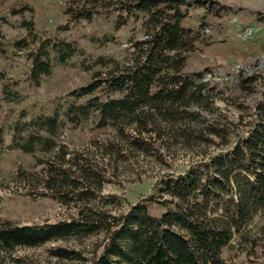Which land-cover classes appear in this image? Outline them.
I'll return each mask as SVG.
<instances>
[{
	"label": "trees",
	"instance_id": "trees-1",
	"mask_svg": "<svg viewBox=\"0 0 264 264\" xmlns=\"http://www.w3.org/2000/svg\"><path fill=\"white\" fill-rule=\"evenodd\" d=\"M207 5L203 0L66 4L64 14L73 26L113 12L114 28L137 21L142 37L126 39L123 62L98 57L95 63L103 70L68 92L51 114L12 126L7 148L32 155L40 166L34 173L17 174L25 182L34 177L36 197L50 199L66 213L40 224L0 221V255L89 239L88 250L56 246L49 254L77 264H228L223 251L233 245L247 255V264H264V80L248 108L225 96L206 71L184 70L198 34L182 20L189 7ZM33 41L28 79L35 85L56 65H67L82 53L55 35ZM13 45L28 49L25 40ZM256 81V76L240 75L237 86L252 93ZM19 83L1 89L4 103L14 100ZM83 121L108 129L110 137L81 150H68L56 140L65 124ZM178 151L196 158L175 172L171 160ZM143 159L165 170L157 175L155 195L120 210V197L103 193V187L122 167ZM154 203L162 208L158 214L149 210ZM256 218L260 225L253 233Z\"/></svg>",
	"mask_w": 264,
	"mask_h": 264
},
{
	"label": "rangeland",
	"instance_id": "rangeland-1",
	"mask_svg": "<svg viewBox=\"0 0 264 264\" xmlns=\"http://www.w3.org/2000/svg\"><path fill=\"white\" fill-rule=\"evenodd\" d=\"M72 1L83 0H0V91L15 81L20 82L12 102L4 103L0 99V221L40 224L62 219L66 213L65 208L50 199L36 197L34 177L29 176L30 180L25 182L17 174L18 170L34 173L40 166L32 155L7 148L12 126L40 114H51L58 104H64L68 92L87 83L93 72L103 70L95 63L98 57L123 62L127 54L126 39L142 37L137 21L128 19L126 24L114 28L113 12L73 26L64 14V7ZM203 1L207 2L206 7H189L182 20V26L198 34L184 70L206 71L207 78L218 80L217 86L225 96L236 98L250 108L259 97L260 82L264 80V0ZM58 26L67 29L58 31ZM246 28L252 29L248 38L242 34ZM52 35L73 42L82 53L73 56L67 65H56L49 76L35 85L28 79L31 60L27 53L36 47L34 38L38 41ZM18 40H25L28 49L18 50L13 45ZM240 75L257 77L252 93L238 88ZM228 112L234 110L230 107ZM40 134L47 135L44 131ZM110 134L108 129H98L91 121H83L76 126L65 124L56 140L68 150H81L92 142L108 139ZM195 158V153L178 151L170 158L171 170L180 172ZM164 171L151 160L143 159L138 165L122 167L113 183L103 187V193L119 196L120 210H126L150 194L155 195L157 175ZM149 210L158 214L162 208L154 203ZM259 225L260 220L254 219L250 225L253 233ZM90 244L89 239L66 240L36 248H17L10 256L0 255V264H77L51 257L49 249L60 246L88 250ZM223 255L228 264L248 263L247 255L233 245L225 248Z\"/></svg>",
	"mask_w": 264,
	"mask_h": 264
},
{
	"label": "built area",
	"instance_id": "built-area-1",
	"mask_svg": "<svg viewBox=\"0 0 264 264\" xmlns=\"http://www.w3.org/2000/svg\"><path fill=\"white\" fill-rule=\"evenodd\" d=\"M243 37L244 38H248V37H250L251 36V34H252V29L251 28H246L244 31H243Z\"/></svg>",
	"mask_w": 264,
	"mask_h": 264
}]
</instances>
